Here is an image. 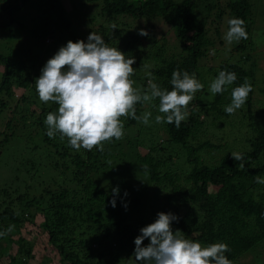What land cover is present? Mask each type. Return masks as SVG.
I'll return each mask as SVG.
<instances>
[{"label": "trees", "instance_id": "trees-1", "mask_svg": "<svg viewBox=\"0 0 264 264\" xmlns=\"http://www.w3.org/2000/svg\"><path fill=\"white\" fill-rule=\"evenodd\" d=\"M85 3L91 5L90 22L95 25L86 37L71 28L72 16L62 0H0V28L9 31L21 22L18 17L27 18L26 27L40 46L35 54L23 48L7 57L0 54V115L7 106L12 111L5 122L10 133L1 132L0 146L14 140L18 130L22 134L32 127L36 141L32 147L23 144V149L38 160L27 158L28 166L21 160L23 153H16L14 161L7 162L15 175L0 186V231L9 225L15 228L0 237V257L8 256L7 264H28L35 243L22 236V229L31 231L41 214L39 226L48 236L45 250L55 249L60 264H119L133 256L134 239L150 224L151 215L164 212L179 217L172 225L185 238L202 246L226 243L230 251L225 255L235 264L243 252L264 244V189L260 191L262 187L255 181L256 176L264 178V109L258 120L252 109L254 90L259 88L264 94V83L257 84V62L244 52L253 46L255 21L250 0H83ZM233 17L245 20L248 39L229 44L224 35L227 21ZM96 19L102 20L95 24ZM140 29L148 36L139 35ZM168 30L173 31V44L166 35ZM92 31L126 58L135 57L130 79L142 93L149 79L171 90L174 70L196 74L204 88L195 94L188 106L190 114L179 128L174 123L155 122L161 113L159 101L153 100L136 105L137 116L151 112L149 125L121 117L124 137L105 142L103 152L96 148L76 151L58 134L55 138L46 135L44 120L58 105L39 100L35 79L61 46L69 40L87 42ZM63 36L68 41H62ZM226 49L231 54L241 52L240 58L225 55ZM16 52H22V57L14 58ZM209 54L213 62L207 65ZM221 70L236 73L237 79L222 94H212L210 83ZM245 78L253 90L241 109L227 114L224 107L231 102V90ZM15 89L21 91L16 99ZM235 119L239 134V128L246 133L229 143L224 141L225 135L233 133L225 128L234 129ZM232 152L242 153L243 161H235ZM109 169L134 172L133 185L114 181L103 187L95 182L94 175ZM139 183L146 188L156 186L154 201L143 198ZM117 186L120 191L113 208L110 200Z\"/></svg>", "mask_w": 264, "mask_h": 264}, {"label": "clouds", "instance_id": "clouds-1", "mask_svg": "<svg viewBox=\"0 0 264 264\" xmlns=\"http://www.w3.org/2000/svg\"><path fill=\"white\" fill-rule=\"evenodd\" d=\"M228 29L224 35L227 43L248 39L246 23L243 18L233 17L227 21ZM116 26L113 25V30ZM139 35L148 36L145 29ZM135 57L126 58L118 48L109 47L105 39L91 32L87 42L69 40L47 60L41 74L35 79V90L41 102L58 105L56 111L46 115V135L61 141L79 151L81 148L92 151H104L105 142L113 138L116 141L124 137V123L121 117L131 118L149 125L151 112L137 116V103H149L158 100L157 124H173L176 128L189 116L188 106L195 94L204 88L196 78L184 70H174L171 75V90L162 88L153 79L148 80V88L143 93L134 88L130 77L134 74ZM234 72L221 70L210 83L212 94H222L236 81ZM247 78L231 90V102L224 107L227 114L241 109L252 91ZM235 161H243L240 152H232ZM147 166H145L146 168ZM241 168L244 164L241 163ZM256 183L264 184V178L255 177ZM119 187L112 189L110 204L116 207ZM128 193L125 191L124 196ZM127 209V204L123 205ZM179 217L173 213H157L153 223L140 229V235L134 239L133 258L136 264H232L225 255L230 251L226 243L216 242L202 246L185 238L177 229L173 231L172 222ZM15 225H9L0 231V237L11 233ZM149 243L145 246L144 240Z\"/></svg>", "mask_w": 264, "mask_h": 264}, {"label": "rangeland", "instance_id": "rangeland-1", "mask_svg": "<svg viewBox=\"0 0 264 264\" xmlns=\"http://www.w3.org/2000/svg\"><path fill=\"white\" fill-rule=\"evenodd\" d=\"M83 0H62L64 3L67 11L71 14L72 20H70V24L73 25L71 28L76 29V32L79 34H83L85 36L87 33V30L91 27H95L94 23L92 21L90 22V11L88 10V6H91L88 3L82 4ZM251 3V12L254 17V29L252 30V40H253V46L250 50L244 51L245 53H250L252 59H254L256 64V82L257 84H261V86L264 83V0H250ZM27 11V10H26ZM21 22L14 23L9 31H4L0 28V54L7 56H10L12 53H15L14 51L19 48L23 49H31L32 53H38L40 50V46L36 44L35 37L32 36L31 32L27 29L26 24L28 23V19L18 17ZM100 18V17H99ZM102 19H96L95 24H98ZM24 22V23H23ZM162 27H166L169 29L167 25L162 23ZM166 35L168 36L169 42L172 44L174 43V34L173 31L168 30L165 31ZM63 33L66 35L67 32L63 31ZM68 38L70 36L66 35ZM86 37V36H85ZM68 39H65L64 36L62 38V41H65ZM47 42V40H46ZM235 42V41H234ZM225 55L231 54L229 51H225ZM22 52H16L15 57H22ZM239 54L241 52H233L231 55L234 58H240ZM212 58L211 54L208 55V57L205 59V63L211 64ZM1 71V69H0ZM1 78V76H0ZM260 86V87H261ZM259 88H255L254 94L252 96V109L256 111V120L260 118V114H262V111L264 109V94L260 93L258 91ZM21 91L19 89H15L14 91V98H18ZM9 108V109H8ZM8 110H5L0 115V140L3 139L4 135L1 134L2 131H6V133H10V129H6L5 122L9 119V117L12 115V111L10 110V107L7 106ZM38 111V110H37ZM29 122V121H27ZM235 124L238 122L236 119L233 121ZM240 129L241 135L239 134V130L237 127V124L234 126V129H231L229 127L225 128V132L227 133H233V134H224L225 140L229 143H232L233 141L236 142L240 138H242L245 135V129ZM25 128L22 129L24 131ZM19 131V130H18ZM17 131V132H18ZM21 131V132H22ZM35 129L32 127H27L26 131L24 133H17L14 140H11L7 145L0 146V186H4V183L10 182L8 179L14 177L15 172H10L12 169V166L10 164H7L8 160L14 161L12 155L13 154H22L21 160L25 162L27 158H34L36 163H38L37 159L32 156L33 153L27 152V150L23 149V144H28V147H32L36 141V136H34ZM21 135V136H20ZM210 137V136H209ZM214 137V136H213ZM211 140L215 141L216 138H211ZM235 144V143H234ZM9 145H12V147H9ZM26 146V147H27ZM143 152L144 149L140 148ZM28 154V155H27ZM37 155L40 153L37 152ZM10 157V159H9ZM40 161V159H39ZM177 162V161H176ZM28 163V166L30 162H25V164ZM179 165L182 166V163L177 162ZM125 164H127V161H125ZM125 166V165H124ZM176 166V165H175ZM126 167V166H125ZM177 167V166H176ZM10 168V169H9ZM117 168H120V166H117ZM179 169V168H178ZM105 170L104 173L96 174L94 175L95 182H97L99 185L106 186L110 182L114 181H120L124 182L127 185H133V179H135L133 176H135L134 172L129 171L128 173L119 172L118 170ZM182 170L186 171L187 169L182 166ZM13 171V170H12ZM21 174V172H20ZM19 174V175H20ZM12 180V179H11ZM29 182V180H28ZM36 182V180H35ZM153 184H150L148 188L145 184L139 183L137 186H139L142 190L143 198L147 201H154L156 199V195L154 192V188L156 189V186ZM24 185L21 184V188L23 189ZM259 187L264 189V184H259ZM215 189V188H214ZM212 189V191L214 190ZM13 191V190H12ZM157 217L155 215H151L150 223H153L156 220ZM35 221L38 225H34L32 230L28 229H22V236L26 239L29 238L33 243H35V246L33 247V255L28 259V264H60L59 262V256L55 252V249L52 248L50 252L46 251L45 248L47 246V234L42 230V228L39 226L40 222L43 221V216L41 214H38ZM172 229L173 231L177 230L173 225ZM149 243V241H148ZM147 243V244H148ZM3 246H7L5 242L2 243ZM146 244V245H147ZM145 245V246H146ZM253 249V248H251ZM7 258L8 256H2L0 257V264H7ZM136 264L133 256L126 257L123 259L119 264ZM235 264H264V244H260L256 246L254 250H249L246 252H243L240 257L234 262Z\"/></svg>", "mask_w": 264, "mask_h": 264}]
</instances>
